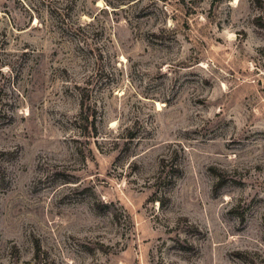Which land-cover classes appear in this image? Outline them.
Listing matches in <instances>:
<instances>
[{
    "label": "rangeland",
    "instance_id": "obj_1",
    "mask_svg": "<svg viewBox=\"0 0 264 264\" xmlns=\"http://www.w3.org/2000/svg\"><path fill=\"white\" fill-rule=\"evenodd\" d=\"M0 264H264V0H0Z\"/></svg>",
    "mask_w": 264,
    "mask_h": 264
},
{
    "label": "trees",
    "instance_id": "obj_2",
    "mask_svg": "<svg viewBox=\"0 0 264 264\" xmlns=\"http://www.w3.org/2000/svg\"><path fill=\"white\" fill-rule=\"evenodd\" d=\"M180 170H176V173H179ZM174 175V174H173ZM167 179H169V185L172 186L175 183V176H168Z\"/></svg>",
    "mask_w": 264,
    "mask_h": 264
}]
</instances>
